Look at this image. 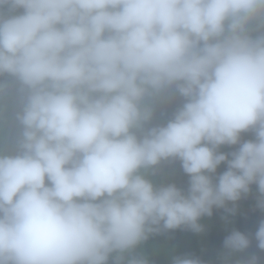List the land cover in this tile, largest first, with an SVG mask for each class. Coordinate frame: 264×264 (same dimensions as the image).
Returning <instances> with one entry per match:
<instances>
[{"label": "clouds", "instance_id": "obj_1", "mask_svg": "<svg viewBox=\"0 0 264 264\" xmlns=\"http://www.w3.org/2000/svg\"><path fill=\"white\" fill-rule=\"evenodd\" d=\"M4 95L18 132L0 148V264H151V236L202 232L253 185L264 210V0H0ZM167 160L186 187L149 178ZM253 241L264 253V219L224 256L264 264Z\"/></svg>", "mask_w": 264, "mask_h": 264}, {"label": "trees", "instance_id": "obj_2", "mask_svg": "<svg viewBox=\"0 0 264 264\" xmlns=\"http://www.w3.org/2000/svg\"><path fill=\"white\" fill-rule=\"evenodd\" d=\"M182 102L179 96H174L170 102H163L162 99L156 101V110L153 122H166L172 112ZM245 137V133L243 134ZM158 183L174 182L178 186L186 187L188 177L183 173L178 160L168 161L165 163V170L157 177ZM231 208L232 206H228ZM214 218H226L230 221L234 220L236 225L234 229H238L245 233H254L261 219H264V210L256 208L251 217H246L237 207L234 214L225 211V209H214L211 216ZM204 218V217H203ZM232 231V230H231ZM224 226H214L209 234L211 240L218 245H223L224 238L231 232ZM151 240L160 243H172L176 246V251L180 255H193L200 258L204 264H227L226 261L212 250H204L199 245L198 235L188 229L180 228L176 230L161 232L150 237ZM249 252H258L264 258V253H259L255 248V241ZM246 255V254H245Z\"/></svg>", "mask_w": 264, "mask_h": 264}, {"label": "rangeland", "instance_id": "obj_3", "mask_svg": "<svg viewBox=\"0 0 264 264\" xmlns=\"http://www.w3.org/2000/svg\"><path fill=\"white\" fill-rule=\"evenodd\" d=\"M9 79V78H5ZM15 92V86L12 88ZM174 99V96L162 99L163 102H170ZM18 110L16 106V99L13 96H3L0 98V148L5 151H11L14 149V138L18 132V124L15 121L14 114ZM158 123V122H153ZM160 123H164L163 121ZM245 139L252 138L251 133H245ZM223 151H230L228 147L222 148ZM171 161H162L154 171L148 170V176L153 180L154 183L159 184L157 177L159 174L163 173L165 170V163ZM224 170V165H221L218 172ZM258 192L256 186L253 185L251 193L246 197L242 198L236 202V207L246 215V217H251L255 212L257 206ZM229 206H232L229 204ZM204 230L197 233L199 245L204 250H212L219 254L226 261L227 264H235L244 253L233 254L230 257L224 256L223 245H218L213 242L209 236L211 229L214 226H224L230 231L234 229L236 222L234 220L230 221L226 218H214V217H204L201 220ZM140 251L151 261V264H170L174 256L180 255L176 251V246L172 243H160L153 241L150 238L141 246Z\"/></svg>", "mask_w": 264, "mask_h": 264}]
</instances>
